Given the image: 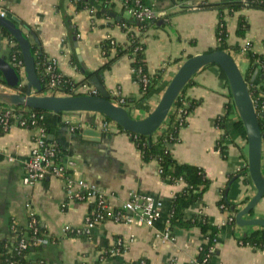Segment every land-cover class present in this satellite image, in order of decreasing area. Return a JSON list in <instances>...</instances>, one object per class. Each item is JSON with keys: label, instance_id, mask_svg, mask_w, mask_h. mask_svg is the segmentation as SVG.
Returning <instances> with one entry per match:
<instances>
[{"label": "crops", "instance_id": "1", "mask_svg": "<svg viewBox=\"0 0 264 264\" xmlns=\"http://www.w3.org/2000/svg\"><path fill=\"white\" fill-rule=\"evenodd\" d=\"M61 1L0 0V9L13 14L23 23L19 24L20 27L25 28L32 43L40 45V50L56 63L61 75L75 82L85 81L87 73L91 77L98 76L97 71L106 61L101 43L108 38L125 43L127 35L113 22L117 19H92L89 10L78 11L76 3L70 0H64L60 9ZM206 1L221 3L231 0ZM250 2L241 12L226 18L228 44L241 47V51H234L231 55L239 68H245L242 73L247 75V46L251 45L254 52L264 54V11L249 7ZM113 3L120 11L123 0H113ZM190 3L186 12H179L180 6L175 5L174 0H153L152 7L158 16L175 15L169 23L163 21L159 27L160 21L150 29L144 40L149 73H164L162 81L150 95L142 99L131 60L127 57L98 76L111 94L113 103L118 105L117 97L129 100L126 110L134 120L149 116L188 58L217 47L218 12L200 9L198 0ZM66 16L78 31L77 37L71 38L73 44L69 41ZM124 16L130 18L126 12ZM241 16L250 24L244 38L236 33ZM76 43L82 62L76 53ZM13 46L14 43L3 35L0 28V57L9 60ZM73 55L78 59V66L72 61ZM260 75L256 71L254 83L261 84ZM190 82L184 94L200 104L188 117L187 126L181 129L179 143L170 145V150L179 163L202 168L212 184L202 201L185 211V217L190 219L197 214H205L219 228L217 243L208 264H264L263 251L239 242L261 227L235 222L237 213L254 197L256 189L251 180L246 183L242 174L237 175L247 166L248 145L246 138L235 128L240 118L234 100V109L228 115L226 129L222 130L217 122L226 115L231 100L229 90L220 78L219 68L205 67ZM85 83L89 84L88 80ZM43 117L47 141L58 146L61 153L58 161L71 159L75 162V178L85 179L105 191L115 207L127 201L131 192L151 197L163 204L161 217L152 228L107 221L95 227L89 235L71 237L64 234V226L82 225L92 205L72 202L63 207L67 203L63 179L48 177L34 185L26 184V163L30 159L35 132L12 127L0 137V241L18 239L28 228L31 215H35L53 240L47 246L32 250L28 256L29 259L39 260L38 264H138L140 261L147 264H195L198 249L205 243L202 233L198 228L171 230L168 221L171 201L185 187L182 182L171 183L162 179L158 163H144L128 134L114 122L106 131L104 124L107 121L100 114L47 112ZM85 129L102 132V140L84 139L82 133ZM223 135L226 136L224 147L227 148V155L218 147ZM262 171L264 174V143ZM223 196L229 202L238 204L237 213L232 214L218 206ZM246 198V203H242ZM232 216L234 223H230ZM245 218L264 220V198ZM167 231L172 240L164 242L161 237ZM118 239L125 243L124 253L108 255L107 251L114 247Z\"/></svg>", "mask_w": 264, "mask_h": 264}, {"label": "trees", "instance_id": "2", "mask_svg": "<svg viewBox=\"0 0 264 264\" xmlns=\"http://www.w3.org/2000/svg\"><path fill=\"white\" fill-rule=\"evenodd\" d=\"M60 3V9L62 8V3ZM76 3L77 10H89L94 11V16L98 19H107L111 20L110 14L116 13L119 16V19L114 20L113 22L118 24L122 31L126 33L127 40L125 43H117L113 38H108L101 43V51L103 57L105 58V63L100 67L97 71V75H102L105 71L111 70L113 65L118 62L122 58H129L131 60L132 70L135 72L137 76V81L140 86L142 99L146 98L150 95L158 86V84L163 79V71H159L155 75H151L148 71V65L146 61V43L145 38L150 29H153L157 26L160 21H165L169 23L172 16L175 14L166 16V17H156L151 19H146L143 22H139L133 17L127 18L124 16L126 9H135L137 0H123V5L120 11H117L113 0H70ZM146 7H151L153 0H139ZM196 0H174L175 5L180 6L179 12H186L191 6L190 2ZM198 7L200 9L206 10H215L218 12L219 16V26L217 27L216 36L218 40L217 47L215 49H211L208 52H213L215 50L226 51L229 54H232L234 51H241V47L239 46H231L228 44V32H227V17L234 16L236 13L241 12L248 6L244 2L240 1H227L221 3H209L206 0H198ZM249 7L263 10L264 11V2L263 0H251ZM65 23L68 29V35L70 36L69 41L71 42L72 37H77V28L73 27L70 23V18L65 17ZM23 25L20 22V25ZM1 28V27H0ZM135 29H139V32H135ZM250 29L249 21L241 16L237 25V36L240 38H244L247 32ZM3 35H5L10 41L14 43L12 47V52L9 58V61L12 65L18 64L19 61L23 63V57L20 50L19 45L16 43L15 39L12 35L6 30L1 28ZM73 44V42H71ZM246 54L249 59V70L247 79L250 80L253 78L256 71H259L261 74V89L253 88V85L256 83L250 82V91L252 92L253 98L255 102V108L259 114L262 113L261 109L264 106V54L256 53L252 50V46L249 45L246 48ZM33 53L35 59V66L37 70V74L39 79L41 80L43 86L47 82V76L45 73V67L48 65L47 61L48 57L40 50V45L33 46ZM72 61L77 66L79 65L78 59L75 55L72 57ZM24 64V63H23ZM216 66V65H207L206 67ZM15 68L19 71V66H15ZM219 68V67H218ZM220 78L225 83V86L229 90V98L230 103L228 104V110L226 115L220 118L217 122V125L220 129H226V122L228 115L231 110L234 109L233 105V96L231 93L230 85L228 79L222 69L219 68ZM59 73V72H58ZM90 73H87L86 76H89ZM146 76L148 79V83L144 85L140 78ZM87 80V79H86ZM75 82L73 79L69 77H65L62 75V78L59 81L57 86L58 90L63 92L65 95H73V89L78 87L86 82ZM0 83L4 84L3 77L0 72ZM190 82L187 86L191 85ZM185 89V88H184ZM46 88L44 86L43 91ZM42 91V92H43ZM22 95H28L34 93V90L29 88L27 83H23V85L17 89ZM41 92V93H42ZM118 105L126 108L128 106L129 100L122 99L117 97ZM134 103L136 101H133ZM200 102L190 99L185 96L184 90L178 96L177 100L174 103L172 111L169 113L166 118L163 127L159 129L151 138L146 136L136 135L129 133L123 130L121 127L120 130L124 133H127L130 137V140L135 144L138 152L141 155L142 161L144 163H150L152 161H156L159 166L161 178L164 180H168L171 183H179L182 182L185 187L179 193H177L171 201V207L168 213V221L170 224V229L174 230L176 228L183 230H190L193 228H198L202 233L204 238H207V242L204 243V251L199 255V260L203 257L207 256L210 252L211 248H214L217 243V238L220 233L219 228L212 223L210 218L205 214H197L190 219L185 217V211L191 206L198 204L202 201L204 194L210 188L212 181L206 176L205 171L197 166L190 164L179 163L173 156L170 145H174L179 143L180 141V131L182 128L187 126L188 117L195 111V109L199 106ZM10 106L0 103V113L3 112L6 108ZM22 111V115L24 117L27 116L28 112L37 113L38 115H43L47 113V111L41 110H32L24 108V107H16ZM107 122L112 123L110 119L106 118ZM259 123L262 133V139L264 143V115L259 116ZM39 125L46 127L44 121H40ZM33 127L30 126V129ZM235 128L238 133L246 138V132L243 126V123L240 119H238L235 123ZM4 133H1L2 136ZM225 135H223L219 142V149L224 155H227V148L224 147ZM61 157V153L59 151L58 157ZM59 159V158H58ZM242 174L245 178V182L251 180L249 177V172L247 166L238 172L237 175ZM248 198H246L242 203H246ZM218 206L224 210L229 211L232 214L237 213L239 208L238 204L229 202L224 196L218 202ZM233 217V216H232ZM234 223V221L232 222ZM31 231L28 228L21 234L18 239L15 240H3L0 241V264H11L14 262L15 264H38L39 260L29 259L28 256L32 253V250H37L39 247L29 246L25 250H18V244L20 239L27 237ZM47 233L46 229L39 222L38 226V237H43ZM244 246H250L256 250H261L264 252V228H257L254 230L249 236L241 239L239 241ZM140 264V262L138 263ZM147 264V262H146Z\"/></svg>", "mask_w": 264, "mask_h": 264}, {"label": "water", "instance_id": "3", "mask_svg": "<svg viewBox=\"0 0 264 264\" xmlns=\"http://www.w3.org/2000/svg\"><path fill=\"white\" fill-rule=\"evenodd\" d=\"M251 0H244V3H249ZM5 11V10H4ZM110 17L118 19L119 16L111 13ZM20 20L13 14L6 12V16L0 15V27L6 29L16 43L19 45L23 63L25 77H20L17 69L10 63L8 59L0 57V72L3 77L5 87L0 88V103L10 107H24L32 110H41L53 112L56 114L67 112H92L100 114L111 121L123 130L141 136L151 138L163 126L166 118L171 112L178 96L183 92L184 88L189 84L194 75L205 68L207 65H216L222 69L228 79L234 103L239 113V118L243 123L246 140L248 145L247 168L249 177L256 189V194L247 205L242 208L236 215L235 222L240 225H252L264 228V220L262 219H246V215H251L254 209L259 205L264 198V174L262 171V156H263V139L259 123V114L253 103L250 82H253L255 77L247 79V74H243L237 62L226 51L215 50L206 52L197 56L188 58L178 69L172 80L166 87L159 103L155 109L143 120L132 119L126 108L113 103L111 94L106 90L98 76H87L89 84L98 91V96H42L43 84L38 77L35 59L33 53L34 44L31 41L30 35L25 32V28L20 27ZM163 24L161 21L158 26ZM76 53L78 59L82 62L78 44ZM84 72L86 68L82 64ZM27 83L29 88L34 90V93L22 95L17 92L23 83ZM84 139H92L95 142H100L103 133L95 129H85L82 133Z\"/></svg>", "mask_w": 264, "mask_h": 264}, {"label": "built area", "instance_id": "4", "mask_svg": "<svg viewBox=\"0 0 264 264\" xmlns=\"http://www.w3.org/2000/svg\"><path fill=\"white\" fill-rule=\"evenodd\" d=\"M90 13L92 15V19H94V11H90ZM126 13L139 22L158 17V14L152 6L146 7L140 3L139 0L136 1V8L126 9ZM0 15L5 17L6 11L0 9ZM135 32L138 33L139 29H135ZM46 61L48 63V65L45 67L47 82L44 84V86L46 90L40 93V95L73 96L65 95L63 92L58 90L57 86L60 79L62 78V75L58 73L59 71L57 70L56 63L54 61L50 59ZM15 66H19V71L17 70L18 74L20 77L24 78V64L19 61L18 64H15ZM140 81L144 85L148 83L146 76L140 78ZM261 85L262 84H255L253 85V88L260 90ZM2 88L7 87L3 85ZM72 91L75 95L98 96L99 94L97 89L88 83H83L82 85L75 87ZM251 97L255 105L256 101L253 98L252 92ZM261 111L264 113V106H262ZM21 113L22 111L16 107L6 108L0 113V135L1 133H6L12 127H19L22 129H30V126L33 127L32 130L35 132V141L31 149L30 159L26 163L24 182L28 185H34L48 177L63 179L65 182L67 197V203L64 204L63 207H66L72 202H88L92 205L91 210L84 217L82 225L79 227L66 225L63 228L64 234L71 237L89 235L95 229V227L107 221L128 226L136 225L152 228L155 222L160 219L163 204L159 201H155L151 197H146L136 192H131L127 201H125L120 206L115 207L110 203L108 195L105 191L101 190L95 184L90 183L85 179L75 178V162L71 159H67L66 162L58 161V146L47 141L46 127L39 125L40 121H44L43 115L28 112L27 116L24 117ZM110 125V122H106L104 124V129L108 131L110 129ZM233 221L234 218H230V223ZM38 226L39 220L35 215H31L28 226V230L31 232L29 233L28 238L25 237L20 239L17 248L18 250H25L31 245L34 247L47 246L53 242V240L48 236V233H46L43 237L37 236ZM161 239L164 242L172 240L169 231L165 232ZM207 241V238H205V243ZM125 248L126 246L123 240L118 239L114 247L107 251V254L120 255L124 253ZM213 250L214 248H211L209 254L199 260V255L204 251V244L200 245L195 264H208L210 262ZM11 264L15 263L12 262ZM140 264H146V262L140 261Z\"/></svg>", "mask_w": 264, "mask_h": 264}, {"label": "rangeland", "instance_id": "5", "mask_svg": "<svg viewBox=\"0 0 264 264\" xmlns=\"http://www.w3.org/2000/svg\"><path fill=\"white\" fill-rule=\"evenodd\" d=\"M240 69L242 70V72L245 71V68H244V67H242V68H240Z\"/></svg>", "mask_w": 264, "mask_h": 264}]
</instances>
